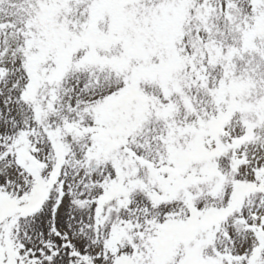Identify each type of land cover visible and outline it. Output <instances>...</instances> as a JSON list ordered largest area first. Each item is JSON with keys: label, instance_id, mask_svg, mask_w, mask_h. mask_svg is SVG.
<instances>
[{"label": "snow or ice", "instance_id": "obj_1", "mask_svg": "<svg viewBox=\"0 0 264 264\" xmlns=\"http://www.w3.org/2000/svg\"><path fill=\"white\" fill-rule=\"evenodd\" d=\"M0 264H264V0H0Z\"/></svg>", "mask_w": 264, "mask_h": 264}]
</instances>
